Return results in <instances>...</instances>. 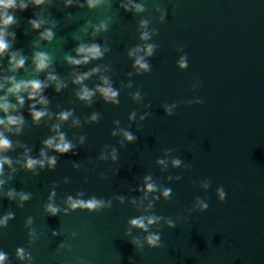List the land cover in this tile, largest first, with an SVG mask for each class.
<instances>
[{
	"label": "water",
	"instance_id": "obj_1",
	"mask_svg": "<svg viewBox=\"0 0 264 264\" xmlns=\"http://www.w3.org/2000/svg\"><path fill=\"white\" fill-rule=\"evenodd\" d=\"M25 2L24 11L12 10L17 22L7 28L14 36L5 37L10 48L0 56V97L11 87L9 77L37 79L47 85L40 93L47 103L22 93L23 105L9 113L23 124L19 133H4L13 147L0 153L12 160L0 175V219L13 214L0 226L4 264H264V0H135L145 6L141 13L125 11L121 5L128 0H106L93 9L86 0ZM157 5L166 10L163 20ZM106 18L107 30L94 34ZM33 19L45 23L33 30ZM142 19L149 20L146 29ZM46 29L54 33L50 41L40 39ZM142 31L151 33L148 41L140 39ZM81 43L108 50L100 59L70 65L65 57L80 58L75 49ZM147 43L156 45L146 57L150 71L137 72L128 53ZM38 52L50 56L43 71L33 63ZM12 53L25 57L14 72ZM185 54L188 67L180 69ZM98 66L100 71L74 83ZM101 77L119 91V103L96 92ZM82 87L94 92L90 101L78 98ZM6 102L17 103L11 95ZM32 111L46 114L34 122ZM62 112H70L67 120L58 118ZM124 131L136 139L126 141ZM59 133L73 145L63 155L44 145ZM42 149L56 157L55 166L25 169L26 157L40 159ZM176 158L179 167L172 164ZM146 176L160 191H143ZM164 188L172 190L169 198ZM10 190L30 198H9ZM68 197H95L105 207L71 209ZM197 198L208 203L206 210ZM50 203L60 209L55 216L46 211ZM144 215L162 217L149 227L161 236L159 248L132 243L143 242L147 233L129 232L128 222ZM17 248L30 258L19 259Z\"/></svg>",
	"mask_w": 264,
	"mask_h": 264
},
{
	"label": "clouds",
	"instance_id": "obj_2",
	"mask_svg": "<svg viewBox=\"0 0 264 264\" xmlns=\"http://www.w3.org/2000/svg\"><path fill=\"white\" fill-rule=\"evenodd\" d=\"M29 2L33 6H39L45 3V0H29ZM67 4H71L72 0H66ZM87 6L90 9L96 8L98 6H102L104 3H106V0H86ZM80 7H84L83 4L79 5ZM28 7V2H25V0H0V56H3L7 50L10 48V44L7 42L5 37L7 35H13L9 34L7 32V28L13 24H15L16 17L13 14L12 10L19 9L20 11H24ZM121 7H124L125 11H134L136 13H141L145 11V6L143 2L137 3L135 0H128L127 5H121ZM156 10L160 11L161 14V20L164 19L166 16V10L161 9L158 5L156 6ZM110 22V18H106L105 20L101 21L98 25L95 26V32H99L101 30H107L108 24ZM33 30L39 29L42 24L45 23L42 19H33L29 20L28 22ZM149 24V20L142 19L140 21V26L143 29H146ZM54 36V33L50 29H46L44 32L40 34V39L43 40H51ZM151 38V33L149 31H142L140 35V39L142 41H148ZM156 45L147 43L143 46H136L132 50L129 51L128 55L129 57H134V64L133 67L137 70V72H149L150 71V65L147 62L146 57H149L152 55ZM108 49L102 48L99 44L92 43V44H84L81 43L76 49L75 52L78 57L80 58H73L71 56H66L65 59L70 65H81L86 64L89 61L100 59L103 57L104 52ZM143 52V55H138V53ZM49 60L50 56L49 54L45 52H38L34 54L33 63L35 65L36 71H43L49 67ZM25 63V57L19 56L17 53H12L9 58V64L11 65L9 71H16L19 68H22ZM178 67L180 69H186L188 67L187 63V55L180 57L178 61ZM100 71L99 66L96 68H93L91 72H86L82 75H77L74 83L80 84L83 80H85L88 76L92 75L95 72ZM48 80L50 82L56 81V77L49 75ZM102 84L96 88V92H99L101 97L105 100V102H111L113 104L119 103L117 97L119 96V91L114 89L110 81L106 77H101ZM8 83L11 84V87L7 88L5 95L3 97H0V112L4 113V118L0 119V126H3L4 131L0 132V153H4L13 147V142L8 139L5 136V132L15 131L16 133H19L21 130V126L23 124V118L19 115H12L9 114L11 112H15L17 106H22L24 103V98L21 95L22 93L27 94V98L29 100H35L37 97H40L37 100V103L39 104H46L47 100L40 96L41 91L47 86L43 84L40 80L33 79V80H20L16 81L14 77H9L7 80ZM3 85L0 84V88H2ZM63 87L62 84L57 82L56 84V90L59 91L60 88ZM11 95L16 98L17 103L15 105L6 102L7 97ZM78 98L82 101H90L91 97L94 95L93 91H90L86 87L80 88L78 92ZM136 98H139V93L136 94ZM30 108H35V105H31ZM166 113L171 115L172 109L171 107H166L165 109ZM45 111H32L31 115L34 122H37L40 120L41 117L45 115ZM70 115V112H62L59 114L60 120H67ZM135 113H133V116ZM92 119H96V116L93 115ZM143 119V117H141ZM58 126H54V130H57ZM123 136L126 141L133 142L136 137L128 131L123 132ZM45 148L53 149L57 153L60 154H66L68 153L72 148L73 145L71 142L65 140L64 134L59 133L57 136L49 138L44 141ZM40 159H33L31 157H26L24 162V167L27 170H32L36 168L37 166L43 168L45 164H47L49 167H54L56 164V157H46L44 150H41L40 153ZM160 165H164V160L157 161ZM182 161L179 158L173 159L172 164L174 167H179L181 165ZM12 160L8 157L0 156V175L3 174V168L5 165L11 166ZM145 187L143 191L145 193H152L160 191V188L157 184H155L152 181L151 176H146L145 178ZM169 179H172L169 177ZM176 179H179V177H176ZM4 181L0 180V185H2ZM210 186V181H206L203 184V187L206 189ZM172 194V190L170 188H164L162 190V195L165 198H169ZM218 197L221 201L225 199L226 193L223 190V188L217 189ZM9 198H12L15 195H19L20 200H28L30 198V194L28 193H15L14 190H10L7 193ZM53 197L55 196V193L53 192L51 194ZM82 195V193L80 194ZM51 198V197H50ZM147 198V195L144 197ZM122 199V198H121ZM154 199H159V197H154ZM67 203L69 208L71 209H77V208H85L89 211H98L102 207H105V204L103 201L96 199L95 197L88 199L87 201L82 199H73L72 197L67 198ZM197 204L199 205V208L201 210H206L208 208V203L200 200V198H197ZM22 206V205H21ZM152 205H148V209H151ZM46 211L52 215L55 216L60 209L55 206L54 204H48L46 206ZM68 209H65V212H67ZM12 213H9L7 216H5L3 219H0V226L6 225L7 221L12 217ZM162 217L156 216V215H144V216H138L135 218H132L129 220V232L132 228H138L142 230L143 232L147 233L146 237L144 238V241L141 242L139 238H135L132 243L135 244L138 248L142 249L144 245L146 244L150 249L159 248L161 247V236L159 233H154L149 231V227L153 224H156ZM29 222H31V218H29ZM169 227H175V223L168 219L167 221ZM16 255L19 259H24L26 255L28 258H30V254H26L25 250L23 248H17L16 249ZM7 260V254L0 251V264H4V262Z\"/></svg>",
	"mask_w": 264,
	"mask_h": 264
}]
</instances>
